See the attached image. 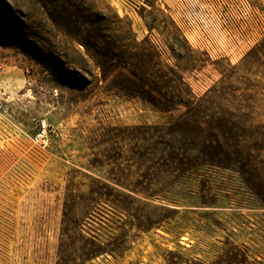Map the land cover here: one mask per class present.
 <instances>
[{
	"label": "rangeland",
	"instance_id": "1",
	"mask_svg": "<svg viewBox=\"0 0 264 264\" xmlns=\"http://www.w3.org/2000/svg\"><path fill=\"white\" fill-rule=\"evenodd\" d=\"M169 261L264 264V0H0V264Z\"/></svg>",
	"mask_w": 264,
	"mask_h": 264
},
{
	"label": "trees",
	"instance_id": "2",
	"mask_svg": "<svg viewBox=\"0 0 264 264\" xmlns=\"http://www.w3.org/2000/svg\"><path fill=\"white\" fill-rule=\"evenodd\" d=\"M255 49H257V47L253 48V50H255ZM104 56H108V53H104ZM132 76L134 78L138 79V81L136 82V80L128 79L131 82V84H132V86H130V90L131 91H144L143 87L140 86V84H139L140 78H138L135 73H132ZM117 88L120 91H125V89H124L125 86H123L122 84L118 85ZM154 90H155V88L151 87L150 85L148 86V90L147 91H154ZM137 96L139 98L143 99L142 95H137ZM161 97L164 100H166V103L163 105V107H159L158 104H160V103H159V100L157 99V97L149 95V99L147 100L152 105L153 108H155L157 111H159L161 113H169V112H171L172 111V106H174V105L176 106L178 104H183L185 106H188V105L185 104V101H181V99L180 100L179 99H175L174 97H171V96H168V95H161ZM159 132L157 131L158 134L161 133V132L160 133ZM175 132L176 131L174 129H171V131L169 133H166V136L173 137L175 135ZM172 141H174V139H172ZM160 144H161V142H160ZM211 145H213V144L211 143ZM166 146H167V149L170 152H172V153L176 152V150L178 151V147L176 148L175 145L171 141H170V143H167ZM180 150L183 151V153H186V154L188 153V149L185 146H183V145H181V149ZM186 159H190V158H186ZM210 162L214 163V162H217V161L210 160ZM181 167L183 168L184 166L181 165ZM168 264H174V263L169 261Z\"/></svg>",
	"mask_w": 264,
	"mask_h": 264
},
{
	"label": "built area",
	"instance_id": "3",
	"mask_svg": "<svg viewBox=\"0 0 264 264\" xmlns=\"http://www.w3.org/2000/svg\"><path fill=\"white\" fill-rule=\"evenodd\" d=\"M36 140L42 143H46V124L41 123L36 133Z\"/></svg>",
	"mask_w": 264,
	"mask_h": 264
}]
</instances>
